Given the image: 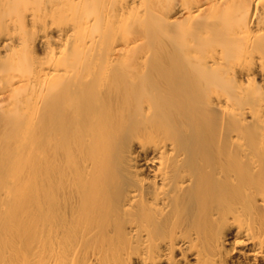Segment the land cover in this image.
<instances>
[{"label":"bare ground","instance_id":"1","mask_svg":"<svg viewBox=\"0 0 264 264\" xmlns=\"http://www.w3.org/2000/svg\"><path fill=\"white\" fill-rule=\"evenodd\" d=\"M0 264H264V0H0Z\"/></svg>","mask_w":264,"mask_h":264},{"label":"rangeland","instance_id":"2","mask_svg":"<svg viewBox=\"0 0 264 264\" xmlns=\"http://www.w3.org/2000/svg\"><path fill=\"white\" fill-rule=\"evenodd\" d=\"M152 41H153V40H152ZM152 41H151V42H152ZM154 42H156V41H154ZM152 43H153V42H152ZM154 44H155V43H154Z\"/></svg>","mask_w":264,"mask_h":264}]
</instances>
